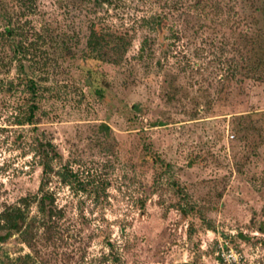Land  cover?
Wrapping results in <instances>:
<instances>
[{
  "label": "rangeland",
  "instance_id": "374dc122",
  "mask_svg": "<svg viewBox=\"0 0 264 264\" xmlns=\"http://www.w3.org/2000/svg\"><path fill=\"white\" fill-rule=\"evenodd\" d=\"M4 13L25 32L16 59ZM151 15L166 19L151 30ZM92 25L122 37L120 62L112 43L102 60L89 51ZM252 52L264 58V0H0V82L14 85L0 90V212L37 192V138L55 145L56 169L80 179L49 183L62 237L47 241L40 230L29 247L14 234L0 256L264 264V76L230 78L225 62ZM21 63L44 89L33 125L14 122L16 104L32 97Z\"/></svg>",
  "mask_w": 264,
  "mask_h": 264
},
{
  "label": "trees",
  "instance_id": "16d2710c",
  "mask_svg": "<svg viewBox=\"0 0 264 264\" xmlns=\"http://www.w3.org/2000/svg\"><path fill=\"white\" fill-rule=\"evenodd\" d=\"M79 4H83L86 1H93L95 5L100 6L104 4H110L111 0H76ZM199 2L196 1L198 5ZM3 17L6 20V26L4 29V35L8 42V47L12 48L14 51V59H16L15 54L21 49L20 41H17V37H23L24 31L18 23L14 24L12 22V16L8 13H4ZM166 16L162 15H151L143 19V23L149 28L154 29L161 26L163 19ZM166 19V18H165ZM90 33L87 40V47L90 52L97 53L96 59H101L102 50L109 43L111 49L115 51L116 54H122L121 48L124 47V42L121 36L111 32L108 29H95V25L91 26ZM103 33V34H102ZM32 35L37 37L36 41L42 39V35L33 32ZM243 43L245 46L248 44H253L254 39L244 36ZM147 39H143L139 48V57H143L145 54V44ZM35 45V44H33ZM31 47V46H30ZM35 48V47H34ZM32 50H36V49ZM124 52V51H123ZM147 54V53H146ZM121 55L117 59H112V63L120 62ZM94 58V57H93ZM102 60V59H101ZM227 62V74L230 78H237L236 76H248L251 75L254 78V73L257 74L258 80H263L264 75H260L264 71V58H258L254 60V52L251 55H240V57L235 59H228ZM33 64L37 65L38 62ZM43 67H47V62L44 60L42 63ZM29 67V65H28ZM20 71L23 75H19L18 78L25 84L28 94H31V98H25L23 103L16 104L15 110L16 114L14 116V122L16 125H33L36 121V112L38 111V102L40 98V92L44 89L42 85L38 83L40 80H35L30 75L25 74L24 65L21 63L19 66ZM242 78V77H241ZM13 83L3 85L0 82V90H5V92L12 93ZM105 128H107L105 126ZM34 151L33 156L37 164L42 168V177L39 183L38 190L35 194L27 195L19 198L15 203L6 206L0 212V242L9 239L14 234L21 236L22 240L28 244L29 247L35 246V241L39 238L38 233L42 230V237L51 241L54 236L57 239L62 237L61 227L59 226V219L57 216L62 214V209L58 208L55 204V192L49 188V183L54 178H57V182L61 185L74 186L75 183L80 184L79 175L77 172H73L67 165H62L58 169L54 166V163L60 159V154L57 152L55 145L50 140H43L37 138L32 146ZM36 207V215L29 216L30 207L32 205ZM30 255L26 254L15 259H10L9 257L2 258L0 256V264H35L31 261Z\"/></svg>",
  "mask_w": 264,
  "mask_h": 264
}]
</instances>
